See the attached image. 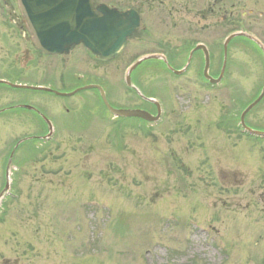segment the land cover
<instances>
[{
    "label": "rangeland",
    "instance_id": "374dc122",
    "mask_svg": "<svg viewBox=\"0 0 264 264\" xmlns=\"http://www.w3.org/2000/svg\"><path fill=\"white\" fill-rule=\"evenodd\" d=\"M101 1L137 8L146 26L108 62L81 46L63 55L36 50L17 0H0V80L57 92L96 83L113 106L156 111L124 79L137 55L162 51L166 39L180 50L191 37L220 61L231 29L264 39V0ZM213 5V26L202 28ZM245 42L229 43L218 86L196 61L178 76L151 62L137 67L135 86L163 108L156 122L115 118L95 89L60 96L0 84V108L13 109L0 114V193L16 142L46 131L43 117L56 127L50 139L22 141L12 158L0 264H264V138L239 127L264 85V61ZM245 120L264 131V100Z\"/></svg>",
    "mask_w": 264,
    "mask_h": 264
},
{
    "label": "water",
    "instance_id": "95a60500",
    "mask_svg": "<svg viewBox=\"0 0 264 264\" xmlns=\"http://www.w3.org/2000/svg\"><path fill=\"white\" fill-rule=\"evenodd\" d=\"M20 11L26 23L28 33L36 49L43 53H63L68 52L72 44L83 43L87 46L100 60H109L114 58L125 46L127 37L134 31H138L142 27V19L140 15L133 9L119 11L116 8L102 3L95 6L94 0H18ZM237 36H246L256 42L262 49L264 54V44L256 37L242 32H234L227 37L224 43V64L219 78L215 79L208 73L210 66V55L206 46L199 44L197 48L204 51L206 64L204 74L214 83L221 80L227 61V49L229 42ZM190 54V57L192 56ZM158 55H146L135 62L128 72V83H130L131 71L139 65L143 60L148 58H158ZM165 60V59H164ZM175 73L180 71L173 69ZM0 83L9 85L14 88L34 89L54 92L61 96L72 95L83 88L96 87L99 89L101 97L107 108L115 116H136L150 121H156L160 117V107L158 114L153 116L148 111L142 109L115 108L107 100L106 93L100 85H86L78 88L73 92H57L44 86H32L27 84L10 83L6 80H0ZM264 97V87L259 96L251 102L241 114V123L244 128L252 133L263 132L255 131L245 124V115L254 108ZM25 107L32 108L25 105ZM50 125V131L53 130ZM12 156L9 159L7 167V182L4 190L0 193V200L10 188V165Z\"/></svg>",
    "mask_w": 264,
    "mask_h": 264
},
{
    "label": "flooded vegetation",
    "instance_id": "af4514ba",
    "mask_svg": "<svg viewBox=\"0 0 264 264\" xmlns=\"http://www.w3.org/2000/svg\"><path fill=\"white\" fill-rule=\"evenodd\" d=\"M220 2V0H219ZM218 2V3H219ZM217 3V2H216ZM209 10L208 8H206L204 11V13L201 15L200 17V22H203V24L201 25L202 28H209L211 26H213V23L212 21H210L209 19H211L210 17L213 16L214 14V5L213 6H209ZM173 9H169V11H164V15L167 17L164 16V19H165V23L167 22V19L172 17V13H177V9H176V6H173ZM226 18V16L224 15V19ZM172 24H176V23H172ZM168 25H170V23L168 22ZM137 34V33H136ZM208 34V33H207ZM135 35V34H134ZM134 35H132L129 39H131ZM129 39H128V42H129ZM172 40H169V39H166V45L164 46V48H161L162 51H158L159 53H161L162 55H165L168 59V61H170L174 67L178 68V69H181L183 68L188 59H184V54L181 53V52H184V51H187V49L191 50L193 47L191 44H194V47L197 45L198 41L197 42H193L191 37L190 38H185L183 41L185 44H182V46L179 47L180 50H177L176 49V46H173L172 43H171ZM182 41V42H183ZM202 43L205 44V46L208 48V50L210 51V55H211V67L213 64L216 65V63H218V65L222 62V59H220V61L218 60V58H216L215 54L213 53V49L212 47L209 45V43L203 41ZM247 44V42H245ZM79 46H82V45H79ZM83 47V46H82ZM73 48V47H72ZM84 48V47H83ZM248 46L245 48L247 49ZM86 49V48H84ZM72 50V49H71ZM255 50V49H254ZM256 52V50H255ZM190 53V51H189ZM196 54V56H195ZM189 55V54H188ZM195 56V57H194ZM194 56L189 64V66H191V64H193V61H196L198 64H199V67H197L198 69V72L200 73L201 71V68H202V77L204 78V74H203V70H204V66H205V59H204V53L202 50H198L194 53ZM195 59V60H194ZM179 61V63H178ZM220 62V63H219ZM183 63V64H182ZM182 64V65H181ZM154 65H158L159 67L166 69V66L161 62V61H156ZM181 65V66H180ZM188 70V69H187ZM186 70V71H187ZM185 71V72H186ZM220 71H221V68L219 70V73L217 75L215 74H212V71H211V68H210V74L213 76V77H218L219 74H220ZM225 76V75H224ZM213 85H211L212 87ZM145 102L147 103V105H150V108L153 107V105L156 107V111H157V106L155 105V103L153 101H150V100H145ZM137 107H142L144 109H147L148 111H150L151 113H156V111H153V109H148L146 108L145 106H137ZM55 130H56V127H55ZM48 130L45 131V129H40V132H37L36 135L38 136H35V139H44V137L48 134ZM54 134V133H53Z\"/></svg>",
    "mask_w": 264,
    "mask_h": 264
},
{
    "label": "trees",
    "instance_id": "16d2710c",
    "mask_svg": "<svg viewBox=\"0 0 264 264\" xmlns=\"http://www.w3.org/2000/svg\"><path fill=\"white\" fill-rule=\"evenodd\" d=\"M235 29H237V28H234V29H231V30H235Z\"/></svg>",
    "mask_w": 264,
    "mask_h": 264
}]
</instances>
